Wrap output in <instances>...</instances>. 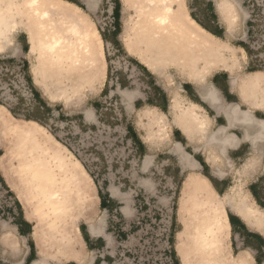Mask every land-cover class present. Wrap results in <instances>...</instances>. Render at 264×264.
Here are the masks:
<instances>
[{
  "label": "rangeland",
  "instance_id": "obj_1",
  "mask_svg": "<svg viewBox=\"0 0 264 264\" xmlns=\"http://www.w3.org/2000/svg\"><path fill=\"white\" fill-rule=\"evenodd\" d=\"M73 1L85 11L75 12L72 20L67 21L68 24L73 21L76 24L89 21L97 27L103 39L106 72L104 79L97 83L92 92L85 94L81 89L72 100L58 96L52 79L57 81L55 87L64 89L68 83H82L87 77L82 76L80 67L70 66L67 70H62L60 65L54 67L51 56H41L39 42L37 63L40 65L39 81L46 94L44 96L34 86L27 56L18 53L14 48L15 44L18 49L20 46L24 50L27 49V36L19 32L12 42L3 48L0 47V66L5 65L13 70L14 74L20 73L28 87V95H21L11 85H7L10 84L7 77H4L6 80L0 81V171L5 185L12 193L7 192L0 179V236L9 231L18 239L15 230L8 226L11 218L15 217L18 221L22 215L27 221L25 209L36 208L34 210L39 212V207L44 209L46 204L38 202L43 197V193H40L43 189L34 187L44 169L49 170L46 174L49 177L44 178L52 186L49 191L59 192V196L62 194L60 198L71 199L62 215L65 220L61 221L63 224H60V230H68L74 249L80 248L79 226L85 224L84 218L91 214L94 222L98 219L104 220V231L108 236L105 243L94 240L91 242L92 249L89 251L95 259L102 261L100 264H175L178 258L171 255L172 252L176 255V246L173 248L175 232L181 220L185 225L191 223L188 209L178 208L180 188L187 172L180 167L176 156L171 152V144L152 151L145 144L144 148L138 149L126 130V126L130 125L135 135L140 138L142 131L136 125L137 108L147 104L164 107L170 92L161 78L153 74L139 73L135 62L139 61L128 55L121 41L123 19L130 23L135 18L139 19L140 10L132 7L124 15L118 0L117 23L113 14L115 0H98L97 8L93 12L87 11L84 0ZM186 1L190 15L210 30L219 33L230 47L245 44L249 48L250 56L247 57L245 68L264 69V0L231 1L238 15L237 25L233 23L234 32L231 34H227L219 22L212 0ZM11 2L0 0V8ZM115 28H118V34ZM26 29L29 30L28 27ZM28 33L36 36L31 30ZM17 43H20V46H17ZM9 51L11 52L7 53ZM169 74L176 86L181 87L186 82L173 69H170ZM210 79L211 77L208 82ZM154 82L159 85L166 98L158 94L161 92L159 87L153 85ZM125 89L138 92L132 103V112H128L127 106L122 102L119 90ZM35 91L50 108V112L43 116V125L24 120V116L33 114L37 107L33 96ZM181 94L188 99L186 93L181 91ZM86 110L92 114L90 119L85 118ZM167 123L173 143L177 135H173L175 129L169 115ZM194 146L188 144V150L191 151ZM216 150L217 147H209L206 152L202 149L200 153L204 155ZM147 155L153 157L152 162L143 169ZM262 158L259 157V168L248 179L246 186L257 181L260 185V195L264 197ZM227 164L224 159L223 170L226 175L223 181L216 176H210L218 190L224 189L225 185L233 180L241 161L234 164L230 162L231 166ZM34 166L41 167L42 171L35 172ZM210 171V168H204V174L210 175ZM34 172L36 175L32 174ZM99 190L105 199V209L99 205ZM16 200L21 210L17 207ZM56 202L53 206L60 204L58 200ZM46 206L53 207L52 204ZM6 236L11 238V234ZM230 241L233 253L244 248L242 238L233 230L230 233ZM62 244L59 245L63 246ZM250 251L255 264L256 260L260 263L264 261V251ZM196 260L194 264H198ZM9 262L11 258L8 254H1L0 249V264Z\"/></svg>",
  "mask_w": 264,
  "mask_h": 264
},
{
  "label": "bare ground",
  "instance_id": "obj_2",
  "mask_svg": "<svg viewBox=\"0 0 264 264\" xmlns=\"http://www.w3.org/2000/svg\"><path fill=\"white\" fill-rule=\"evenodd\" d=\"M11 1V4L6 3L4 7L0 8V47L3 48L7 43L12 42L19 32H23L27 36L28 50L25 55L29 60V71L34 86L40 90L41 94L46 96L39 81L41 80L38 72L40 65L37 63L39 58L37 44L39 42L41 56H51L54 67L60 65L62 70L64 68L67 70L70 66L80 67L83 72L82 76L87 77L82 83L78 81L68 83L64 89L55 87L57 81L52 79L58 96L72 100L81 89L85 91V94L92 92L97 83L104 79L106 59L103 41L95 25L89 21L86 23L80 21L77 24L74 21L69 24L67 22L72 20L75 12L83 9L67 0ZM85 1L92 9L96 7V0ZM213 1L220 23L225 27L226 32L231 34L234 32L232 25L233 23L237 25L238 20L235 5L231 3L235 0ZM120 2L124 15L132 7L140 10L139 19H135L131 23L123 19L121 41L127 53L136 58L151 74L162 78L167 85H174L170 76L167 75L168 68L174 69L180 75H187L188 79L196 85H202L206 83V78L214 72L223 70L232 73L241 69L245 63L244 49L241 46L230 47L223 38L217 39V36L201 27L188 13L186 0H120ZM27 27L36 34L35 37L28 33ZM207 49L211 51L208 52ZM237 79L238 77L235 76L231 82L234 83ZM250 79H254V77ZM174 87L175 89H170L169 92L170 107L179 112L187 110L188 101L186 102V99L179 93L180 87ZM120 94L124 106H127L128 112H131L134 91L123 90ZM157 110L145 107L136 112V125L142 129L141 138L145 143L148 138V126L153 130L158 128L157 133L161 135L158 136L163 139L168 137L164 132L166 128L162 122V113H157ZM91 117L90 111L86 110L85 118L90 119ZM174 145L173 151L183 158L181 146ZM40 168L34 166L33 170L41 172L42 168ZM35 172L32 174L36 175ZM48 172L49 170L43 169L39 182L34 184V187L43 189L40 192L43 193V197L38 202L53 206L58 200L60 204L53 207L45 205L44 209L39 207L41 208L40 212L34 210L36 208L25 209L26 219L32 225L31 236L34 237L36 234L40 238L41 244L45 234L52 229L56 230L58 223L65 220L62 215L67 208V202L71 201L67 197L60 198L62 194L59 196V192L49 191L52 186L48 180H44L49 177L46 175ZM184 187L185 190L183 187L180 188L178 208H185V201L188 200L186 194L188 193L190 200L186 204V209H188L191 220L192 234L190 246L187 247L198 260V264H249L250 262L254 264L253 256L247 249L236 255L232 253L223 205H226L225 202L229 199L234 200L237 206L244 208L247 215L258 224L260 221H264V209H261L244 189L236 186L231 187L226 194H217L207 180L197 173L193 175L189 185H184ZM258 224L256 223V225ZM41 226H45V228ZM58 228L60 229V225ZM87 228L91 234H95L99 231V224L92 222ZM184 230L185 228H183ZM177 231L174 235V239H178L174 243L176 256L180 264H189L190 257L187 259L184 249L186 247L183 246L181 235ZM3 233L12 234L9 231ZM59 233V243H63L59 250L60 253H64V251H68L67 248L71 241L68 238L67 230H60ZM40 240L36 239L35 241L39 244ZM38 253L39 256L33 264H46L47 258L52 257L51 255L44 256L41 249L38 250ZM56 254L57 252L53 254L54 257ZM92 258L93 256L90 255L89 259L92 260ZM191 259L193 260V257ZM193 262L191 263L193 264ZM259 264H264V261Z\"/></svg>",
  "mask_w": 264,
  "mask_h": 264
},
{
  "label": "crops",
  "instance_id": "obj_3",
  "mask_svg": "<svg viewBox=\"0 0 264 264\" xmlns=\"http://www.w3.org/2000/svg\"><path fill=\"white\" fill-rule=\"evenodd\" d=\"M96 2H97L96 7L94 9L89 7L86 1L84 2V5L88 12H93L96 10L98 0H96ZM76 5L79 6L78 4ZM186 6H187V1H186ZM81 8L83 9V7ZM188 13H189V9H188ZM215 14L217 15L216 11ZM192 18L201 27H203L202 23H200L194 17ZM203 28L205 29V27ZM205 30L213 34L209 30L207 29ZM235 30L237 31V29ZM217 37L222 38L221 36H217ZM17 46H20V43H17ZM27 46H28V42L26 39L25 47ZM14 48L18 50V53L21 52L24 54H26L28 50V48L24 50L22 46H20V48L18 49L16 48L15 44H14ZM10 52L11 51L7 53ZM245 53H246V59L241 69L232 73L223 70L216 71L209 76L211 77L209 82H208V78H209L208 77L206 78L205 81L206 83L202 85H196L195 83H193L188 79L187 75L179 74L181 77H183L186 80V82H184L181 85V87L180 86L178 87H180L179 93L181 94V91H183L184 93H186L188 97L187 99L181 94V96L186 99L185 101L186 102L188 101L187 104L189 106H187V110L185 111L180 110V112L174 111L170 107L169 97L168 100H165L166 104L164 107H160V105L157 106L155 104H147V106H145V107L155 108L156 110L158 109L156 112L162 113V118H163L162 122L164 127L166 128V130L164 129V132L166 135H168V137L166 136L167 138L165 137L163 139L162 137H160L161 135L157 133L158 128L156 130H153L152 128L149 129L148 126L149 139L147 138L146 143L143 142L141 137L139 138V140L141 141L143 148L146 145L149 147L151 151L154 150L155 148L156 149L163 148L166 147V145L171 144V152L176 156L180 167L187 172V175L181 185V187H183V190L186 189L184 185L186 186L189 185L193 175L197 173L201 177L207 180L210 187L217 194L220 195L226 194L231 187L236 186L241 189H244L247 192L248 196L255 201L254 197L251 194V191L249 190V186L251 184L257 183V181L250 183L248 186H246V184L248 179H250L253 176V174H255L256 171L258 170L259 157L261 156L263 157L262 161L264 165V69L251 71L249 70L251 69V67L245 68L247 57L249 58V55L247 54L246 51ZM135 62H136V68L138 69L141 75L143 74L142 72L152 75L139 62L137 61ZM170 69L172 68H168L167 70L168 76L171 75L169 74ZM235 76H237L238 79L233 83L231 81ZM251 77H254V79H250ZM171 80L173 82L172 78ZM162 81L164 82L163 79ZM164 83L166 84V82ZM153 85L157 86V88L159 87V85H157L156 82H154ZM166 86L169 89H171V87L175 89L174 86L176 85L174 84L172 86L166 84ZM208 86L209 87L211 86L210 87L211 89ZM196 88H198L199 91ZM209 89L212 91H210ZM161 90L162 89H160L159 87V92L161 93L158 94L159 95L162 94L163 98H166L165 93ZM121 91L123 90H119V92ZM131 91H134V96L131 102V106H132V103L136 95H138V92L136 90H131ZM145 107L137 108L136 112ZM162 108H165V111H163ZM132 111H133V106H132ZM178 114L180 118L178 117ZM168 115L170 116L171 123L175 129L173 131V135H177V138H174L175 141H173V143H171L170 135H169L170 127L167 123ZM203 125L205 126L203 127ZM211 128H213V130ZM140 130L142 131V129ZM174 144H179L181 146L182 148L181 153L183 155V158H181L178 153H175L173 151V148L175 146ZM188 144L195 145L193 149H190L191 151L188 150L189 148ZM199 144L202 146L201 149L199 148L200 146ZM184 145L186 146L184 147ZM209 147H217V150L214 152H208L207 154L204 153V155L203 154L201 155L200 153L201 150L203 149V151L206 152L207 148ZM198 154L202 157L198 156ZM152 158L153 157L150 155L145 156L143 169H146L151 164ZM224 159L226 160V162H228L227 165L229 166H231L230 162L234 164L237 161H241V165L237 169L236 176L233 178V180L231 182L229 181L225 185L224 189L218 190L216 184L214 183V181L211 179L210 176H216V178H219L220 181L224 180L223 177L226 175V172L223 170ZM204 168L207 169L210 168L211 170L210 175L204 174ZM201 169L202 171L200 172ZM0 179L3 181L1 183L4 186H6L4 183V179L1 175V171H0ZM241 180L242 182H240ZM7 192H10L8 188H7ZM186 198L188 200L185 201V208H186V204H188L190 200V198H188V193L186 194ZM260 199L261 202L264 203V197H262V195L260 196ZM15 202L17 204V200ZM255 203L258 205L256 201ZM225 204L226 205H223V209L229 230V241H230V233L233 230L234 233H238V235L242 238L243 246H244V248L240 249L238 252L236 253L232 252V253L236 255L243 251H246V249L248 251H250V249H254L256 252H258L259 250L264 251V221H260L259 224L258 222L253 221L251 217L247 215L244 208L238 207L237 203L232 199L227 200ZM99 205H100V198H99ZM259 207L261 209H264L261 206ZM228 214H230L232 217V222H233L232 225L229 221ZM91 216L93 215L89 214V216L85 217L84 221L86 225L83 224L86 230L85 233L87 234L90 240V246L92 244L91 243L92 240L99 241L100 239L102 243H105L106 241H108V236L104 231V220L98 219L95 221L96 223L99 224V231H97L95 234H91L88 231V228L86 227L92 222H94ZM256 223L260 226L259 228L258 225H256ZM60 224L61 223H58V225L56 226V230L52 229L48 231L45 234L46 236L43 239L41 238L43 241V243L41 244V240L39 237L36 236V234L34 237L31 236L30 232L32 231V225L28 221H26L22 215L18 221H16L15 217H12L8 226L12 227V230H15L16 235L19 237L18 239L15 238L14 234H11V236H9L11 238H8V236H6L7 234L0 236L1 254L3 253L8 254V256L11 258V262L4 264H33L36 261L37 257L39 256L38 253L39 249L42 250V254L44 256H49V255L52 256L47 258L46 264H94V263L97 264L95 262L96 259L94 257L92 258V260L89 259V256L91 255V252L89 251L90 248L89 245L85 242L81 231H80L81 234L79 236L80 248L74 249L72 245V241L70 240L71 242L69 243V247L67 248L68 251H64L65 254L62 252L60 253L59 250L60 243L58 240L59 238L58 234H60L59 233L60 229L58 227ZM71 224L74 225L75 223H71ZM190 225L191 223L189 225L188 224L185 225L184 222L181 220L177 232L180 233L182 238L181 241H183L182 242L183 246L186 247L184 249L186 251L185 253L187 259L190 257L188 259V262L190 261L189 264H192L191 262H193V260L195 261L196 258L193 256L192 251L189 250L190 248H188L190 246V240L192 234ZM242 225H244L245 229L242 227ZM183 228H185L184 231ZM251 235H258L262 240L256 236H251ZM56 238L57 240H55ZM36 239L40 240L39 244L37 243V241H35ZM176 240L174 239V243ZM254 243H256V245ZM22 248H23V253H22ZM173 248H174V244H173ZM230 248H231V241H230ZM174 251L176 253L175 249ZM55 252H57L56 257H54L53 255L55 254ZM191 257H193V260H191ZM1 262L3 263V261ZM101 262L102 261H100V263ZM256 264L259 263L256 262Z\"/></svg>",
  "mask_w": 264,
  "mask_h": 264
},
{
  "label": "trees",
  "instance_id": "obj_4",
  "mask_svg": "<svg viewBox=\"0 0 264 264\" xmlns=\"http://www.w3.org/2000/svg\"><path fill=\"white\" fill-rule=\"evenodd\" d=\"M69 1L76 3V2L73 1V0H69ZM76 4H77V3H76ZM78 5H79V4H78ZM79 6H80V5H79ZM80 7H82V6H80ZM118 8H119L118 0H115V6L113 7V14H114V19H115V21H117V23H118V19H119V9H118ZM201 25H202V24H201ZM117 27H118V26H117ZM203 27H205V29H207V30H209L210 32H212L214 35H216V36H220L219 33L214 32V31L208 29L206 26L203 25ZM115 32H116V34H118V28H115ZM239 45H240V46H241V47L247 52V54L250 56L249 48H248L245 44H239ZM249 70H251V71H254V70H261V68H251V69H249ZM33 96H34L35 99H36L37 107H36L35 112H34L33 114H27V115H25V116H24V120L35 121V122H37V123L43 125V116H44L45 114H48V113L50 112V108H49V106L45 103V101H43V100L39 97V95H38V93H37L36 91L33 93ZM162 110L165 111V108H162ZM10 113H11L13 116H15L14 113H13L12 111H10ZM126 130H127V133L130 135V138L134 141V144L137 145L138 149H142V148H143V145H142L141 141L139 140V138H138V137L135 135V133L133 132L132 127H131L130 125H127V126H126ZM202 164H204V163H202ZM1 182H3V181L1 180ZM249 190L251 191V194H252V196L254 197L255 201L258 203V205L264 208V203H262V202H261V199H260V196H261V195H260V185H259L258 183L251 184V185L249 186ZM98 196H99V198H100V206H101L103 209H105L106 206H105V202H104V196H103V194H102V192H101L100 190L98 191ZM17 206H18L19 209H20V205H19L18 202H17ZM228 218H229V221H230V223H231V225H232L233 222H232V217H231L230 214H228ZM242 227L245 229L244 225H242ZM79 229H80V231H81V233H82V236H83L85 242L89 245V248L92 249L91 246H90V240H89V237L87 236V234H86L85 231H84V230H85V226H84V225H80V226H79ZM251 236H256V237L260 238L258 235H251ZM260 239H261V238H260ZM261 240H262V239H261ZM99 242H102V241L99 239ZM262 242H263V241H262ZM171 255H172L173 258H175V254H174V252H172ZM100 261H101V260L96 259L95 262H96L97 264H99ZM256 262H257V263H260L258 260H256ZM175 264H179V263L175 260Z\"/></svg>",
  "mask_w": 264,
  "mask_h": 264
},
{
  "label": "built area",
  "instance_id": "obj_5",
  "mask_svg": "<svg viewBox=\"0 0 264 264\" xmlns=\"http://www.w3.org/2000/svg\"><path fill=\"white\" fill-rule=\"evenodd\" d=\"M20 76V73L14 74V71L9 69L5 65L0 66V81L1 79H4V77H7V81L8 83H10L7 85H11L13 89L18 90L21 95H28V87L26 85L27 83L24 81V78Z\"/></svg>",
  "mask_w": 264,
  "mask_h": 264
}]
</instances>
